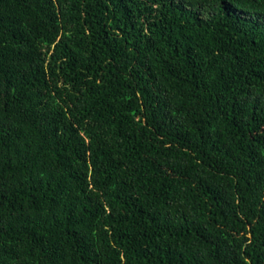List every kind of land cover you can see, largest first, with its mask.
I'll return each mask as SVG.
<instances>
[{
  "label": "trees",
  "instance_id": "trees-1",
  "mask_svg": "<svg viewBox=\"0 0 264 264\" xmlns=\"http://www.w3.org/2000/svg\"><path fill=\"white\" fill-rule=\"evenodd\" d=\"M0 264H264V0H0Z\"/></svg>",
  "mask_w": 264,
  "mask_h": 264
}]
</instances>
